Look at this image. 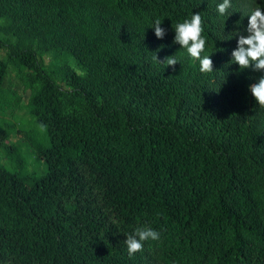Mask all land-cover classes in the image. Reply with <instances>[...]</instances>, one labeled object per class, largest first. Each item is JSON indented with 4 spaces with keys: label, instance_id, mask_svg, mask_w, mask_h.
I'll return each instance as SVG.
<instances>
[{
    "label": "trees",
    "instance_id": "16d2710c",
    "mask_svg": "<svg viewBox=\"0 0 264 264\" xmlns=\"http://www.w3.org/2000/svg\"><path fill=\"white\" fill-rule=\"evenodd\" d=\"M222 2L0 0V264H264V73L231 56L264 0ZM192 13L212 72L173 42Z\"/></svg>",
    "mask_w": 264,
    "mask_h": 264
},
{
    "label": "clouds",
    "instance_id": "9594fccd",
    "mask_svg": "<svg viewBox=\"0 0 264 264\" xmlns=\"http://www.w3.org/2000/svg\"><path fill=\"white\" fill-rule=\"evenodd\" d=\"M230 7V0H223L217 5V11L223 15ZM162 20L156 19L152 24L155 36L162 38L165 35V29L161 27ZM247 35H238L237 46L232 51V62L236 63L241 70L252 68L253 71L264 73V11L257 6L248 16ZM174 43L186 49L187 53L195 60L199 61L200 71L208 73L213 71V62L208 56L201 57L205 49L206 40L202 37V19L199 13H192L190 19L177 23L174 28ZM154 59L166 66H175L178 61L174 55L166 57L160 61L157 56ZM251 95L256 103L264 107V75H261L258 82L249 86ZM158 240L159 233L150 227H141L135 229L134 233L128 234L124 243L127 247L128 255L131 257L135 253L142 251L143 243L146 240Z\"/></svg>",
    "mask_w": 264,
    "mask_h": 264
},
{
    "label": "rangeland",
    "instance_id": "374dc122",
    "mask_svg": "<svg viewBox=\"0 0 264 264\" xmlns=\"http://www.w3.org/2000/svg\"><path fill=\"white\" fill-rule=\"evenodd\" d=\"M20 114H22L21 111L17 112V115H20ZM5 120L7 122H10L11 118L6 117ZM34 131H36L38 134H44L43 130L40 128H37ZM15 138L16 137L14 135H11L10 142H14ZM18 155L22 159L23 164L26 166V169H25L26 171H33V169H38L40 167V164L36 161V159L33 156H30L28 154H23L22 150H21V154H20V151H18ZM2 158H5V160L8 159V163L10 162L8 156H6V153L4 151H0V161ZM0 165H3V164H1L0 162ZM3 166L5 168L10 169L7 165H3Z\"/></svg>",
    "mask_w": 264,
    "mask_h": 264
}]
</instances>
